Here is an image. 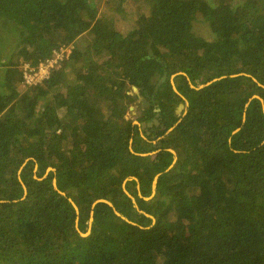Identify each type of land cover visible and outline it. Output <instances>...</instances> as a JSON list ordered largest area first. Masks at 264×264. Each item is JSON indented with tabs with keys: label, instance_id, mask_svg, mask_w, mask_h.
<instances>
[{
	"label": "trees",
	"instance_id": "trees-1",
	"mask_svg": "<svg viewBox=\"0 0 264 264\" xmlns=\"http://www.w3.org/2000/svg\"><path fill=\"white\" fill-rule=\"evenodd\" d=\"M98 1L0 0V264H264V0H118L125 35Z\"/></svg>",
	"mask_w": 264,
	"mask_h": 264
},
{
	"label": "rangeland",
	"instance_id": "rangeland-1",
	"mask_svg": "<svg viewBox=\"0 0 264 264\" xmlns=\"http://www.w3.org/2000/svg\"><path fill=\"white\" fill-rule=\"evenodd\" d=\"M97 4L99 7V10H98L99 17H101L102 19H106L107 21H111V23L114 25L115 29L123 35H125L129 30H131L135 27V21L139 15L147 16L148 15V9H149V7L147 5H144V4L143 5L140 4L139 7H135V6H131L130 4H127V5L125 3L120 4L118 2V0H114V1L112 0V2H109V3H107L106 0H100L97 2ZM134 10H135V12H134ZM192 32L196 36L202 37L204 39H207V40L212 39V36H210L207 24L203 21V19L200 16H198L196 18V20H194L193 26H192ZM84 37H87V35L79 38L80 43L84 42L83 41L85 39ZM24 65H28V64L25 63V64L21 65L20 71L22 70V67L24 68ZM67 73L68 74H66L65 79L69 83V81H71V79H72V76L70 75L69 72H67ZM171 81H173V80H171ZM14 83L17 85L18 91H23V89H25L28 86L22 80L18 83L17 82H14ZM65 86H66V84L55 95H58V96L62 95L63 96L65 94ZM172 88H173V85H172ZM132 92L135 93L133 90H132ZM128 94H130V92ZM53 103H54V101H52V104ZM135 103L137 104V102H135ZM133 107L134 106H129V105L127 106L126 111H125V119L131 120L132 123H136L135 125H139V123H137V121H136L137 116H139V112L136 109L134 111H132ZM129 108L131 110H129ZM183 111H185V110H183ZM181 112H182V110L180 111V114H181ZM141 136H143V134H141ZM156 141L157 140H153L152 144H155ZM33 172L35 173V170H33ZM35 178H36V176H35ZM122 186H123V189L125 190L124 183ZM138 196H139V193H138ZM89 227H90V225L88 222V228L87 229H89Z\"/></svg>",
	"mask_w": 264,
	"mask_h": 264
},
{
	"label": "built area",
	"instance_id": "built-area-1",
	"mask_svg": "<svg viewBox=\"0 0 264 264\" xmlns=\"http://www.w3.org/2000/svg\"><path fill=\"white\" fill-rule=\"evenodd\" d=\"M72 49V46H62L49 59H45L37 64L36 67H31L29 64L24 65L21 70V78L28 86L39 84L42 80L48 79L51 71L57 70L59 63L64 57H67Z\"/></svg>",
	"mask_w": 264,
	"mask_h": 264
},
{
	"label": "water",
	"instance_id": "water-1",
	"mask_svg": "<svg viewBox=\"0 0 264 264\" xmlns=\"http://www.w3.org/2000/svg\"><path fill=\"white\" fill-rule=\"evenodd\" d=\"M178 74H179V73H178ZM178 74H176V75H178ZM176 75H172V76L170 77V82H171V84L173 85V90L177 93V90H176V88H175V86H174V84H173V81H171V80H173V78H174ZM165 77H166V76H163L162 80H164ZM216 80H217V79H214V80L208 82L206 85H209V84H211L212 82H214V81H216ZM206 85H200V86H199L198 88H196V89L203 88V87L206 86ZM190 87H191V88H194V87L192 86V84H190ZM132 90L135 92V94L137 95V97H139V94H138L137 88H136V87H132ZM143 105L146 106L147 104H146L145 102H143ZM185 107H187V102H186V101H185L184 104H179V105H178V107H177V109H176V111H175V114H176L177 116H179V115H180V111H181L182 109H185ZM129 109H130V108H129ZM155 124H157L156 121H155ZM142 126H143V125H142ZM171 130H172V129H169L166 133L170 132ZM172 153H173V152H172ZM51 170H52L51 168H48V169L46 170V171H47L46 173H48V172L51 171ZM44 177H46V175H45ZM129 179H132V178H129ZM156 180H157V176L155 177V179H154V181H153V184H152V192L155 191ZM52 184H53V186H54V189L57 190L56 185H55V181H54V180H53ZM21 185H22V187H23V191H24V193H26V189H25L24 185H23V184H21ZM125 192H126V191H125ZM126 194H127L128 197L131 199V201H132L134 207L136 208V210H137L139 213H141V214H145L144 212H142V211L139 210V208H138V206H137V204H136V202H135V199H134L132 196H130L127 192H126ZM70 202H71V204L73 205L75 211L77 212V207H76V205H75L72 201H70ZM100 202L106 203V204H108L109 206L112 207V204H111V203H109L108 201H105V200H101V199L95 201L93 205H95L96 203H100ZM115 214H116L118 217H120L121 219H123V220H125V221H128L124 216L120 215L118 212L115 211ZM145 215H146L147 217H150V216H148L147 214H145ZM91 216H92V213H91ZM91 222H92V218H90V220H89V225L91 224ZM89 230H90V227H89V229H87V232H89ZM86 234H87V233H86ZM86 234H81V236H85Z\"/></svg>",
	"mask_w": 264,
	"mask_h": 264
},
{
	"label": "flooded vegetation",
	"instance_id": "flooded-vegetation-1",
	"mask_svg": "<svg viewBox=\"0 0 264 264\" xmlns=\"http://www.w3.org/2000/svg\"><path fill=\"white\" fill-rule=\"evenodd\" d=\"M138 99H139L140 101H142V106L144 107V109H143V108H141V109H136V106H134V107L132 108V111H134V110L136 109V110H138V112H139V114H140V113L146 111L145 109H147V107H148V103L145 102L140 96L138 97ZM143 102H145L147 105L144 106V105H143ZM185 109H186V107H185ZM185 109H182V112H181L180 115H184V113H185V111H186ZM183 110H185V111H183ZM154 112H155L154 118H153L150 122L147 123V126H152V125H154L155 127H158V126H159V121H158V119H157V112H158V109H154ZM132 113H133V112H132ZM175 115H176V114H175ZM180 115H179V116H180ZM176 116H177V115H176ZM137 117H138V116H137ZM136 121H137V120H136ZM155 121L157 122V124H155ZM137 123H139V122L137 121ZM132 124L135 125L136 123H132ZM139 125H140L141 128L146 127V124H144V123H139ZM142 125H143V126H142ZM141 134H143V133H140V136H141Z\"/></svg>",
	"mask_w": 264,
	"mask_h": 264
},
{
	"label": "bare ground",
	"instance_id": "bare-ground-1",
	"mask_svg": "<svg viewBox=\"0 0 264 264\" xmlns=\"http://www.w3.org/2000/svg\"><path fill=\"white\" fill-rule=\"evenodd\" d=\"M129 110H131V109H129ZM87 234H88V233H87ZM87 234H86V235H87Z\"/></svg>",
	"mask_w": 264,
	"mask_h": 264
},
{
	"label": "clouds",
	"instance_id": "clouds-1",
	"mask_svg": "<svg viewBox=\"0 0 264 264\" xmlns=\"http://www.w3.org/2000/svg\"><path fill=\"white\" fill-rule=\"evenodd\" d=\"M21 72V71H20ZM21 80H22V78H21Z\"/></svg>",
	"mask_w": 264,
	"mask_h": 264
}]
</instances>
